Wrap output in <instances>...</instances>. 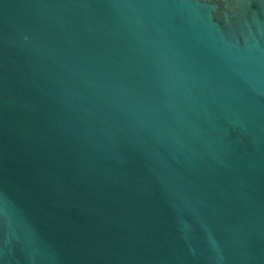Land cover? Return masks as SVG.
<instances>
[{
    "label": "water",
    "instance_id": "water-1",
    "mask_svg": "<svg viewBox=\"0 0 264 264\" xmlns=\"http://www.w3.org/2000/svg\"><path fill=\"white\" fill-rule=\"evenodd\" d=\"M0 264H264V0H0Z\"/></svg>",
    "mask_w": 264,
    "mask_h": 264
}]
</instances>
